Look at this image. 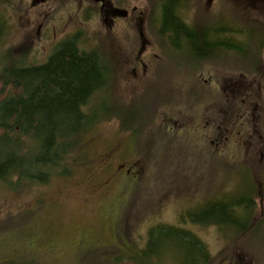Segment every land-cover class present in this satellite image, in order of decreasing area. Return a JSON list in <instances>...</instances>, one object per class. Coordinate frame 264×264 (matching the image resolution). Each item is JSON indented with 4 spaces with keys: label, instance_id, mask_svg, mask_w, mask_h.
Segmentation results:
<instances>
[{
    "label": "rangeland",
    "instance_id": "obj_1",
    "mask_svg": "<svg viewBox=\"0 0 264 264\" xmlns=\"http://www.w3.org/2000/svg\"><path fill=\"white\" fill-rule=\"evenodd\" d=\"M223 1L214 11L221 17L235 19L236 22H229L233 27H236L235 23H242L244 47L238 58L243 61L250 59L257 53V48L253 49L248 44L250 36L253 43L263 36L264 6L255 5L250 11L233 12L232 9L239 7L240 3ZM21 2L0 0V69L2 63H10L7 61L13 57L24 67L29 64L36 66L44 55L38 15L35 11L29 12ZM195 17L198 15L195 14L192 20ZM63 18L60 20L64 22L55 28L57 39L69 37L79 52L95 53L105 65L110 62L113 76L116 69H112L109 53L113 50L118 53L117 58L123 59L117 69L121 74L118 94L126 99L125 93L130 92L133 110L155 105L157 99L166 96L165 80L174 78L175 72L188 70L197 58L193 53L197 50L196 44L184 41L179 32H169L170 38H178L179 42L175 47H171V42L164 46L167 60L164 61L163 58L157 59L156 53L149 48L152 38L146 31L135 33L139 39L134 36V40L131 39L124 48L117 35L105 36L94 27L75 31L71 28L70 16ZM215 19L216 15L206 14L202 21L205 25H212ZM107 39L110 40L108 43ZM262 40L258 53L264 60V38ZM197 44L203 46L202 42ZM151 61L154 63L150 67ZM149 71L153 72L152 80L141 85ZM224 75L241 82L243 92L251 93L245 97L248 104H244L243 114L252 111V115H257V108L264 105V73L260 77L252 74L247 78ZM170 85L171 79L168 87ZM7 89L3 91L0 83V102L12 92L11 88ZM198 96L202 97V94L196 88L183 95L189 102H194ZM222 97L223 103L227 96L222 94L220 100ZM88 113L93 114L92 111ZM105 113L106 110L102 115ZM252 121L256 122L259 131L262 123L256 119ZM118 129L119 123L112 120L95 126L88 135L82 136L81 148L72 151L71 159H67L68 166L49 171L45 180H18L12 175L0 180V264H190L194 261L196 257L193 254H197L199 247L187 241L162 238L153 247L146 245L149 231L162 226L181 228L195 236L205 245L209 264H264V226L253 231L248 240L253 245L247 247L244 238L237 245L232 244L229 226L194 222L203 220L200 211L205 205L227 202L244 191L255 193L253 185H258L255 197L260 199L253 215L260 218L264 212V139H257L254 135L252 139L243 141L241 152H238L239 146L237 155L232 151L235 157L229 163L219 162L210 156L209 153L216 148L215 139L208 140L206 151L209 153L199 152L196 139H128L137 155L127 158L141 164L140 172L132 186L118 189L127 181L109 179L111 175L105 173L102 162L95 164V158L99 156V159L107 158L113 162L115 167L122 161L123 153L116 152L119 147L114 148L121 140ZM8 137L14 138L10 133ZM15 138L18 139H12L14 143H11L15 152L17 149L21 156H28L23 165H35L34 159L38 156L43 159L42 142L38 144L37 139H28L27 136L15 135ZM4 151L0 143V154L3 155ZM122 151L128 154L127 147ZM9 152L15 154L13 150ZM66 167L67 172L63 171ZM249 169H253L252 174H249ZM44 170L41 162L31 170L25 168L20 171L29 176H42ZM51 235L56 237L58 255L44 249V241Z\"/></svg>",
    "mask_w": 264,
    "mask_h": 264
},
{
    "label": "flooded vegetation",
    "instance_id": "obj_2",
    "mask_svg": "<svg viewBox=\"0 0 264 264\" xmlns=\"http://www.w3.org/2000/svg\"><path fill=\"white\" fill-rule=\"evenodd\" d=\"M21 1V4L29 12L35 11L40 20L39 35L44 55L41 62L36 66L34 65L35 67H47L62 44L65 42L74 43L69 37L56 38L55 28L64 22L60 20L63 16H70V19L73 16L77 17V19L76 17L74 19L77 20L76 22L73 19L72 23L70 22L72 24L71 28L75 31L94 27V29L103 32L105 36L114 37L117 35L121 39L124 48H126V43H129L131 39L134 40V36L137 40L139 39V36L137 37L135 33L146 31L145 33L152 38L149 42V48L156 53L154 56L157 59L163 58L164 61H167L164 56V46L171 42V47H175L179 42L178 38H170L169 32H179L178 34H181L180 37L184 41L196 44L195 48L197 50H193V53L197 58L191 62L189 69L175 72L174 78L165 80L166 96L157 99L155 105L154 103L145 105L138 110H133L130 92L125 93L126 99H122L121 95L118 94V88L121 86V74L117 69L118 64H121L123 59L117 58L118 53L113 50L112 53H109L112 56V69H116L115 76L111 74L110 62L106 63L104 65L106 76L103 81L102 95L94 100L91 106L100 107L102 112L106 110V113L101 116V118H105V121L100 123L111 120L119 123L120 129L118 130H120L121 140L114 148L119 147L116 152L123 153L121 156L123 157L122 161L115 167L113 162H109L107 158L105 160L99 159L100 156L95 158L97 159L95 164L98 165L102 162V167L106 170L105 173L111 175L109 179L113 181L120 180V182L127 181L126 184H120L118 189L132 186L138 180L137 177L140 172L141 164L127 158L129 155H137V152L133 151L135 147L131 146V143H129L131 140L128 139H196L199 152H207L208 140L215 139L217 141L214 143L215 150L207 153L213 159L222 163H229L235 157L232 156V151H235L237 155L238 146V152H241L243 141L252 139L254 135L257 136V139H264V111L260 110L264 109V105L263 108L254 105L260 108H257V115H252L251 110L250 113L243 114L244 104H248L245 97L250 96L251 93L247 90L243 92L244 87L241 82L224 75L247 78L252 74L258 77L263 74L264 60L262 56H259L258 48L263 41L264 30L254 25L256 29L263 32L262 38L256 44L252 42V35L248 41L250 47L257 48V53L254 52L255 55L252 58L244 60L248 61L244 63V66H239L243 62L239 58L244 47L242 38L244 29H242L240 23H235L236 27L229 25V22H236V20L230 17H221L217 11H214L216 7L217 9L220 7L221 0ZM227 1L224 0L223 3H227ZM232 11L237 10L233 8ZM195 14L198 15V18L195 17L192 20ZM206 14L216 15L212 25L203 23L202 19ZM109 41V39L106 40L107 43ZM198 42H202L203 46L197 44ZM252 59L254 60L249 61ZM153 63L154 61L150 62V67ZM195 68L196 70H191ZM152 75L153 72L149 71L148 76L141 85L152 80ZM170 79L172 85L168 87ZM192 88H196L202 94V97L198 96L194 102H189L183 95L187 94L188 91L190 92ZM132 92L134 93V91ZM222 94L227 96L223 103V97L220 100ZM206 95L208 98H206ZM256 100L259 103L262 102L260 99ZM115 107H119V109H115ZM111 117L112 119L108 120ZM252 119L262 123L258 127L259 131L256 122ZM0 143L5 149L3 155L0 154V165L5 161L7 164V161H9L8 167L1 170L5 172L0 173L8 179L13 170L10 161L13 155L10 154L9 150L15 152L13 145H11L14 142L12 139H0ZM124 147H127L128 154L122 151ZM229 151L230 153H228ZM15 154L17 157L18 154L22 155L17 149ZM121 172L127 176L121 174ZM248 172L252 174L253 169H249ZM262 174L264 175V173ZM0 180H2L1 177ZM253 186V189L256 190L258 185ZM44 249L51 254H60L56 248V237L52 235L46 237Z\"/></svg>",
    "mask_w": 264,
    "mask_h": 264
},
{
    "label": "trees",
    "instance_id": "obj_3",
    "mask_svg": "<svg viewBox=\"0 0 264 264\" xmlns=\"http://www.w3.org/2000/svg\"><path fill=\"white\" fill-rule=\"evenodd\" d=\"M235 2L240 3L239 7H234L237 11H250L255 8V5L260 8L261 5L264 6V0H234ZM243 23L246 22L243 21ZM257 41L254 43L256 44ZM7 62L10 63L6 65L2 63L0 83L3 91L11 88L12 92L7 93L8 95L6 94L0 102L2 132H0V139H9L10 133L14 137L12 139H18L15 138V135H18L21 138L27 136L28 139H37L38 144L42 142L41 150L44 157L41 159L36 155L38 157H35L34 164L44 163V175L29 176L21 173L22 169L31 170L33 166L35 167L33 164L23 165L25 157L28 159L27 155L18 154L17 157L14 154L10 161L13 169L12 176L18 180L22 178L45 180L49 176V171L55 172L56 169L68 166L67 159H71L72 151L81 148L82 136L88 135L98 123L105 121L104 117L101 118L103 112L100 107L91 106L93 101L102 95L103 81L106 76L105 64L100 62L95 53H81L76 44H70V42L62 44L45 68L30 64L24 67L16 57L8 59ZM245 62L248 61H243L239 66H244ZM49 66L51 67L48 69ZM90 111L92 115H89ZM111 119L112 117L108 120ZM7 164L5 161L0 165V172H5L1 170L8 167ZM63 171L67 172V167ZM0 177L6 178L1 173ZM254 191L255 193L244 191L241 195H232L234 198L227 202L205 205L200 211L203 220L198 222L204 221L222 227L229 226L234 246L244 238L247 242H244L245 245L252 247L253 244L248 243L250 235L259 226H264V212L259 219L253 215L257 208L256 202L260 201L258 197H255L257 192ZM262 198L264 205V196ZM215 219L217 220L213 221ZM162 238L176 239L183 243L187 241L190 245H197L199 247L197 254H193L196 259L190 264L193 262L209 264L210 258L205 245L190 232L171 226L152 228L148 233L146 245L153 247Z\"/></svg>",
    "mask_w": 264,
    "mask_h": 264
}]
</instances>
